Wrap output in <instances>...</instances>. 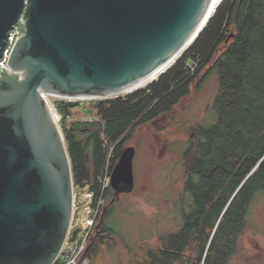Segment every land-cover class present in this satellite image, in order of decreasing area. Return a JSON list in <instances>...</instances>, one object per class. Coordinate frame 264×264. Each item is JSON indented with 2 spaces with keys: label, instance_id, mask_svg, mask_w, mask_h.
Listing matches in <instances>:
<instances>
[{
  "label": "water",
  "instance_id": "water-1",
  "mask_svg": "<svg viewBox=\"0 0 264 264\" xmlns=\"http://www.w3.org/2000/svg\"><path fill=\"white\" fill-rule=\"evenodd\" d=\"M212 6L0 0V60L17 30L0 70V264H51L72 219L71 161L45 94L93 99L131 91L192 43ZM134 155L125 146L111 170L116 198L133 191Z\"/></svg>",
  "mask_w": 264,
  "mask_h": 264
},
{
  "label": "trees",
  "instance_id": "trees-1",
  "mask_svg": "<svg viewBox=\"0 0 264 264\" xmlns=\"http://www.w3.org/2000/svg\"><path fill=\"white\" fill-rule=\"evenodd\" d=\"M212 73L214 121L194 123L183 151L180 226L152 245L125 243V260L116 264H233L250 206L264 193V0H220L170 67L126 95L93 101L94 115H86L92 120L71 118L78 103L54 102L73 185H89L96 204L115 199L100 178L131 132L170 113ZM111 200L101 206L87 243L90 264H100L102 249L123 238L110 224Z\"/></svg>",
  "mask_w": 264,
  "mask_h": 264
},
{
  "label": "rangeland",
  "instance_id": "rangeland-1",
  "mask_svg": "<svg viewBox=\"0 0 264 264\" xmlns=\"http://www.w3.org/2000/svg\"><path fill=\"white\" fill-rule=\"evenodd\" d=\"M144 86H137L120 95H126ZM216 87L217 78L212 73L198 90L191 87L190 94L170 113L156 122L137 127L131 132L125 146L135 147L133 191L121 193L114 200H111L110 196L107 200L102 199L95 204L90 197L92 195L89 185H73L77 218L85 215L88 208H96L95 205L98 206L99 211L101 206L108 204L110 200L114 205L110 224L118 229L123 238H116L112 246L102 249L100 264H116L119 260L124 261L125 243L130 246L138 243L152 245L155 244L160 233L176 230L180 226L185 142L194 123L209 124L214 121L215 113L210 109V105ZM116 96L119 95L107 98ZM107 98L49 97V101L54 103L63 100L78 103L79 106L73 110L71 118L85 120L86 115H94V111L89 108L90 104ZM247 218L248 226L238 240V250L232 262L233 264H264V193L257 194Z\"/></svg>",
  "mask_w": 264,
  "mask_h": 264
},
{
  "label": "built area",
  "instance_id": "built-area-1",
  "mask_svg": "<svg viewBox=\"0 0 264 264\" xmlns=\"http://www.w3.org/2000/svg\"><path fill=\"white\" fill-rule=\"evenodd\" d=\"M16 31L17 30L14 29L13 31L9 33V36H8L9 43L3 52L2 59L0 60V70L7 67V60L9 57V53L16 39V35H15ZM49 97H56V96L45 94V99L47 100L53 112L54 118H55V115H57V118H58L57 123L59 124L61 116L57 112L54 103H50ZM56 98H60V97H56ZM85 119L92 120V117L87 116ZM110 173L111 171H109L108 166H107L105 168L103 175L100 178L102 189H105L109 186ZM91 195L92 196L90 197L93 201L92 191H91ZM95 206L96 208H88L86 210L85 215H83L80 218H77L75 217L76 206H75V199H74L73 215H72V219L70 222V226H69L66 239L64 241V244L58 256L51 264H90V258L85 254V252H86L88 240L92 234L95 222L99 214L98 206L97 205Z\"/></svg>",
  "mask_w": 264,
  "mask_h": 264
},
{
  "label": "bare ground",
  "instance_id": "bare-ground-1",
  "mask_svg": "<svg viewBox=\"0 0 264 264\" xmlns=\"http://www.w3.org/2000/svg\"><path fill=\"white\" fill-rule=\"evenodd\" d=\"M219 0H213V6H212V10H211V14L213 13L215 7L217 6V3H218ZM214 8V9H213ZM210 14V15H211ZM179 55L175 56L174 58H172L170 61H168L165 65H163L162 67H160L156 73H154L148 80L140 83L139 85L137 86H144L146 84H148L149 82H151L152 80L156 79L158 77V75L162 72H164L168 67H170L172 65V63L176 60V58L178 57ZM136 86V87H137ZM57 115H55V120H56V123H57ZM69 230V229H68Z\"/></svg>",
  "mask_w": 264,
  "mask_h": 264
}]
</instances>
